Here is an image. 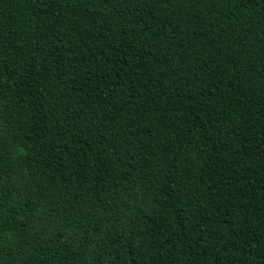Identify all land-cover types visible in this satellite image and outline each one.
<instances>
[{
    "label": "trees",
    "instance_id": "16d2710c",
    "mask_svg": "<svg viewBox=\"0 0 264 264\" xmlns=\"http://www.w3.org/2000/svg\"><path fill=\"white\" fill-rule=\"evenodd\" d=\"M0 264H264V0H0Z\"/></svg>",
    "mask_w": 264,
    "mask_h": 264
}]
</instances>
